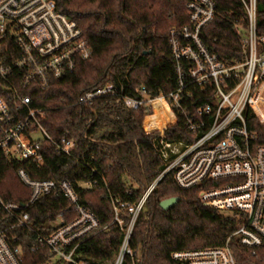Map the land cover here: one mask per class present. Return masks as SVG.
<instances>
[{"label": "built area", "instance_id": "1", "mask_svg": "<svg viewBox=\"0 0 264 264\" xmlns=\"http://www.w3.org/2000/svg\"><path fill=\"white\" fill-rule=\"evenodd\" d=\"M240 1L248 25L239 23L235 28L240 57L224 59L202 38L216 18L215 1L187 0L188 24L170 33L175 89L154 95L141 87L128 97L107 80L80 96L78 105L115 97L129 110L143 109V131L152 136L166 166L137 204H114V223L125 234L114 264L134 261L131 241L138 216L168 173L182 190L196 189L202 206L230 215L220 243L175 252V261L242 264L232 243L249 249L252 256L264 245V38L256 25L258 0ZM92 56L83 30L58 11L55 0H0V153L11 161L41 164L48 141L60 153L72 154L77 140L55 141L42 124L43 110L32 107L26 92L53 87ZM170 128L177 130L171 136ZM175 137L177 141L170 143ZM18 177L30 190L29 205L61 194L74 207L76 218L69 222L59 217L47 226L53 231H37L28 243L22 237L31 221L26 206L0 194V264H24L26 249L32 254L46 249L50 258L42 264H88L77 259L76 251L108 227L81 204L69 181L37 179L22 168ZM123 214L131 217L128 224Z\"/></svg>", "mask_w": 264, "mask_h": 264}, {"label": "trees", "instance_id": "2", "mask_svg": "<svg viewBox=\"0 0 264 264\" xmlns=\"http://www.w3.org/2000/svg\"><path fill=\"white\" fill-rule=\"evenodd\" d=\"M216 18L207 26L202 38L220 57L230 60L241 56L237 24L245 28L247 18L240 0H214ZM58 11L66 14L83 30L84 38L93 50L88 61H80L74 74L42 90H28L32 107L42 109V124L55 141L76 139L72 154H62L50 143L43 144L41 164L8 160L0 153V194L8 202L26 206L30 224L22 237L32 243L37 231L48 234L59 217L75 220L74 207L59 194L29 205L30 190L22 184L18 170L30 176L57 182L69 181L76 189L79 201L108 227L85 242L77 251L78 260L88 264H114L124 233L114 223L117 201L137 204L145 191L166 170L153 147L152 136L143 131L146 112L129 110L119 98H98L80 104V96L107 80L114 81L124 95L135 96L137 88L145 87L151 94L165 93L176 88L175 62L172 59L170 33L188 24L187 0H55ZM257 31L264 38V0L257 1ZM170 128L168 134L175 133ZM173 138L172 140H177ZM93 184L90 189L83 183ZM132 191V194H130ZM198 191L182 190L168 173L149 197L139 214L130 258L124 264H180L173 259L175 252L216 246L215 235L223 237L228 222L226 216L202 206ZM179 198L184 208L164 212L161 203ZM180 216L191 224L179 230ZM125 223L131 220L123 214ZM159 217V231L153 220ZM169 217V218H168ZM168 218V219H167ZM202 221V222H201ZM220 223V224H218ZM242 264H264V245L256 256L239 243L231 244ZM24 264H42L50 258L46 249L35 253L25 251Z\"/></svg>", "mask_w": 264, "mask_h": 264}, {"label": "rangeland", "instance_id": "3", "mask_svg": "<svg viewBox=\"0 0 264 264\" xmlns=\"http://www.w3.org/2000/svg\"><path fill=\"white\" fill-rule=\"evenodd\" d=\"M184 208V210L187 212V213H189L188 212V210L185 208V206L184 205H181V204H179L178 206H176L171 212H173L175 209H177V208ZM171 212L169 213V217H170V214H171ZM189 215H191L190 213H189ZM192 216V215H191ZM168 217V218H169ZM193 217V216H192ZM167 218V219H168ZM194 219H196L195 217H193ZM227 218H230V215L229 214H227L226 215V219L225 220H223V221H221L220 223H222V222H227ZM166 219V218H165ZM165 219H162V218H159V217H155V219L153 220V225L159 230V231H168L169 229H174V230H179V229H181V228H183V226L184 225H186V224H190L185 218H184V216H180L179 217V220H180V222H181V225L179 226V227H174V228H169V229H161L160 227H158V225H157V221L158 220H165ZM202 222V221H201ZM220 223H218V224H220ZM191 225V224H190ZM208 232H211L212 234H214L215 235V238H216V243H220L221 242V239H219V235L218 234H216L215 232H212V231H210V230H208V229H206ZM225 230V229H224ZM223 230V231H224Z\"/></svg>", "mask_w": 264, "mask_h": 264}, {"label": "water", "instance_id": "4", "mask_svg": "<svg viewBox=\"0 0 264 264\" xmlns=\"http://www.w3.org/2000/svg\"><path fill=\"white\" fill-rule=\"evenodd\" d=\"M180 203L179 198H169L167 201L161 203V208L164 212H171Z\"/></svg>", "mask_w": 264, "mask_h": 264}, {"label": "bare ground", "instance_id": "5", "mask_svg": "<svg viewBox=\"0 0 264 264\" xmlns=\"http://www.w3.org/2000/svg\"><path fill=\"white\" fill-rule=\"evenodd\" d=\"M175 141H177V140H171V142H170V143H173V142H175Z\"/></svg>", "mask_w": 264, "mask_h": 264}]
</instances>
